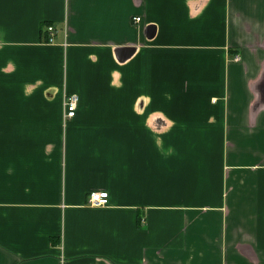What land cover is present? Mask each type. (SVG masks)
I'll return each mask as SVG.
<instances>
[{
  "label": "crops",
  "instance_id": "0c3cea01",
  "mask_svg": "<svg viewBox=\"0 0 264 264\" xmlns=\"http://www.w3.org/2000/svg\"><path fill=\"white\" fill-rule=\"evenodd\" d=\"M0 264H264V0H0Z\"/></svg>",
  "mask_w": 264,
  "mask_h": 264
},
{
  "label": "built area",
  "instance_id": "2783aa9c",
  "mask_svg": "<svg viewBox=\"0 0 264 264\" xmlns=\"http://www.w3.org/2000/svg\"><path fill=\"white\" fill-rule=\"evenodd\" d=\"M135 21L140 22V18L137 17L135 19ZM47 29H48L47 31L49 33L48 42L52 43L53 39H54V31H55L54 27L48 26ZM234 59L238 60L239 57L236 56ZM78 104H79V96L69 95L66 97L64 105H65L67 118H73L76 116ZM108 199H109L108 192H92L89 195L88 203L92 207L102 208V207H105L108 205V202H109Z\"/></svg>",
  "mask_w": 264,
  "mask_h": 264
}]
</instances>
